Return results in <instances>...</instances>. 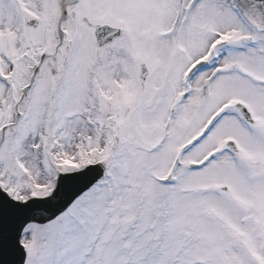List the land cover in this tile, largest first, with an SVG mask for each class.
<instances>
[{
  "label": "snow or ice",
  "instance_id": "snow-or-ice-1",
  "mask_svg": "<svg viewBox=\"0 0 264 264\" xmlns=\"http://www.w3.org/2000/svg\"><path fill=\"white\" fill-rule=\"evenodd\" d=\"M0 264H264V0H0Z\"/></svg>",
  "mask_w": 264,
  "mask_h": 264
}]
</instances>
